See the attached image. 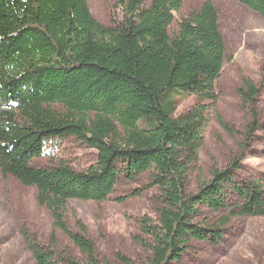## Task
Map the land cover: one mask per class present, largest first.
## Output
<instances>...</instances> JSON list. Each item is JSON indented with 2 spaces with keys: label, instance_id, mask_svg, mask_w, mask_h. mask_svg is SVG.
<instances>
[{
  "label": "trees",
  "instance_id": "trees-1",
  "mask_svg": "<svg viewBox=\"0 0 264 264\" xmlns=\"http://www.w3.org/2000/svg\"><path fill=\"white\" fill-rule=\"evenodd\" d=\"M146 1L118 0L122 18L105 27L87 0H0V172L34 188L53 228L85 257L58 251L54 237L43 246L22 230L35 264H100L85 226L69 227L66 207L72 200L105 202L121 182L145 179L130 196L151 190L160 204L157 221L137 220L141 264L178 263L193 241L219 244L229 218L201 226L203 208L224 211L234 198L231 216H264L258 182L238 184L230 170L213 169L208 182L200 177L211 116L234 132L216 108V84L229 58L213 1L177 21L182 0ZM236 1L264 18V0ZM239 93L249 141L260 129V91L244 80ZM175 94L195 96L197 104L177 114ZM70 137L96 152L94 164L33 166L48 142ZM194 174L197 189L188 192Z\"/></svg>",
  "mask_w": 264,
  "mask_h": 264
},
{
  "label": "rangeland",
  "instance_id": "rangeland-1",
  "mask_svg": "<svg viewBox=\"0 0 264 264\" xmlns=\"http://www.w3.org/2000/svg\"><path fill=\"white\" fill-rule=\"evenodd\" d=\"M150 1L147 0L146 5ZM212 1L229 58L216 84V108L234 132L225 131L214 115L211 116L199 153L200 177L208 182L213 169L230 170L236 183L258 182L264 191V18L236 0ZM87 2L93 18L105 27H111L122 18L118 0ZM202 3L203 0H182L181 11L175 14L176 21ZM244 80H250L260 91L257 102L260 129L249 141L244 138L248 113L239 93ZM175 102L177 114H183L197 104V99L175 94ZM61 160L75 170H84L94 164L96 152L74 138H65L48 142L45 155L35 160L33 166L46 168ZM146 184L145 179L136 184L121 182L114 194L102 203L68 202L66 221L69 227L76 230L77 221L85 226L100 264H120L119 256L135 264L144 261V252L134 242V237L139 236L137 220L148 216L157 221L160 204L154 191H145L140 196L131 197L130 194ZM196 189L194 174L187 191ZM35 195L34 188L23 186L0 172V264H35L21 237L22 230L43 246L51 245L54 237L58 251L84 261L85 257L73 243L53 228L49 212L36 203ZM230 205L233 207L220 212L203 208L197 219L205 226L219 225L222 218H229L222 227L225 231L219 244L193 241L191 249L175 264H264V216H231L237 211L234 198Z\"/></svg>",
  "mask_w": 264,
  "mask_h": 264
}]
</instances>
